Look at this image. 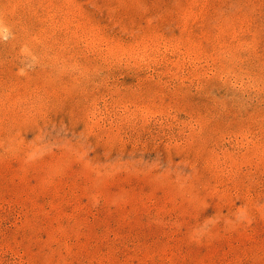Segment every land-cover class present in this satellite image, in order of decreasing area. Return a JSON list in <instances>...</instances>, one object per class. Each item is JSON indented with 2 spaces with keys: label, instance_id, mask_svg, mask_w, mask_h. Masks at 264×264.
I'll return each instance as SVG.
<instances>
[{
  "label": "rangeland",
  "instance_id": "rangeland-1",
  "mask_svg": "<svg viewBox=\"0 0 264 264\" xmlns=\"http://www.w3.org/2000/svg\"><path fill=\"white\" fill-rule=\"evenodd\" d=\"M0 264H264V0H0Z\"/></svg>",
  "mask_w": 264,
  "mask_h": 264
}]
</instances>
